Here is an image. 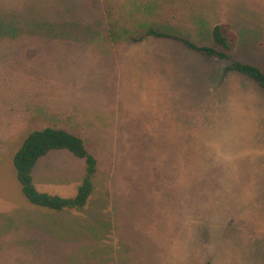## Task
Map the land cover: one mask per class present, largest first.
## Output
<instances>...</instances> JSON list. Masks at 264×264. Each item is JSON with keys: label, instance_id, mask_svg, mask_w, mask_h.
I'll return each mask as SVG.
<instances>
[{"label": "rangeland", "instance_id": "374dc122", "mask_svg": "<svg viewBox=\"0 0 264 264\" xmlns=\"http://www.w3.org/2000/svg\"><path fill=\"white\" fill-rule=\"evenodd\" d=\"M197 1L198 19H186L194 33L186 35L212 44L214 27L228 24L238 37L233 58L264 71V0ZM153 2L104 0L102 8L101 0H0L2 67L25 77L37 66L47 73L26 29L42 36L46 28L85 33L98 25L129 35L124 31L143 26L140 12L153 11L142 5L160 10ZM165 44L151 58L169 54L168 66L144 62V45L133 51L134 45L124 49L122 43L115 50L99 47L109 58L117 54L121 64L97 62L93 51L82 63L85 48L78 46H72L75 57L55 59L59 84L51 87L85 86L78 85L84 96H72L71 103L83 110L89 130L80 132L98 160L94 191L78 217L69 211L64 221H48L50 240H36L43 228L37 222L6 214L0 219V264H264V91L237 72L223 76L225 62ZM132 52L138 62L130 58L127 67ZM39 83V89L47 85ZM87 92L119 97L117 120L105 104L86 105ZM184 175L199 185L196 196L201 209L209 205L202 210L209 221L180 219Z\"/></svg>", "mask_w": 264, "mask_h": 264}, {"label": "crops", "instance_id": "0c3cea01", "mask_svg": "<svg viewBox=\"0 0 264 264\" xmlns=\"http://www.w3.org/2000/svg\"><path fill=\"white\" fill-rule=\"evenodd\" d=\"M179 1H183V3L180 5L178 4ZM167 2L170 4H167ZM103 3L104 0H101L102 8ZM153 3L160 5L161 8L156 11L154 5H142V7L148 8L151 6L153 10H144L140 12L139 15L143 19V25L146 27L157 26L162 29L169 27L174 31H179L184 34L194 33V29L192 28L194 25H187L186 19H198L193 17V12L201 10L200 1L154 0ZM168 12L174 14H168ZM167 17L177 19V22H165L168 20ZM163 19H165V21ZM180 19L184 20V25L181 27L177 26L179 23L182 24V22L179 21ZM26 30H31L30 32L26 31V33L32 34L34 47H38L37 49L39 50L37 58L42 65L47 67L48 71L47 73H40L39 67L37 66L38 68H33L31 73H28L26 77L20 74H6L5 67H2L3 61L0 60V172L1 176L4 178L3 184H0V203L7 205H4L3 209L0 210V219H3L6 214H13L15 216L19 215L22 219L21 221L37 222L39 226L43 227L42 229L37 228L39 237L36 240L41 242L42 240H50V227L47 226L48 221H64L69 211L72 212L73 216L74 212L77 213L74 217H78L89 202H87L85 207L80 209L65 208L62 210L46 209L33 205L23 192L14 165L16 153L19 151L28 135L34 131L47 128L64 129L80 136L84 140L80 131L89 130L86 119L80 114L83 110L80 108L73 110L72 106L74 103H71L72 96H82L84 94L78 91V85L82 87L85 86L79 84L78 81V84H76V86L74 85L75 88L74 86L71 87L67 85L65 91L60 90L57 87L58 85L56 87L52 85L51 87L53 82L59 84V80L55 78L56 73H53V65L56 62L55 59L62 60L75 57L78 53L72 50V46H78L80 48H85L84 53L80 52L83 59L82 63L89 60L91 57L86 51H93L96 53L97 62L110 60L113 65L121 64V59L117 57V54L114 55L113 53L111 58H109L102 54L100 49L103 47H114L115 50V45L119 46L120 43H122L124 49L134 45L133 51L136 49V46L144 45L145 51H143L142 58L144 62L152 65L159 64L161 66H168L169 64L172 65V63L168 62L169 54L166 55V53H164L163 55V53H160L157 59L151 58L155 56L154 49L156 46L163 47V45L166 46L165 43L169 45L174 43L178 44V46L169 47L178 49L177 53L182 51L185 53L188 52L186 54H189L191 52L193 53V51L187 49L183 44L175 40L158 39L151 36L146 37L144 39L145 41L134 42L126 40L125 37H123L125 34H121L122 37L114 42L109 34V32H111V27H106L105 29L104 27L99 28L98 25L89 29L84 28V30H86L85 33L81 31L82 28H80V30L72 28H46L44 29L45 34L42 36H36L39 32H37V28ZM139 30L133 33L139 36L141 35V31ZM81 32H83V35H81ZM195 33L197 32L195 31ZM147 39L153 41H146ZM192 39L198 41L195 37ZM262 40H264V38H262ZM260 43L261 41L259 39L258 44ZM0 44L2 46V43ZM85 46H87V48ZM65 47H69V49L65 50ZM99 47L101 48L99 49ZM135 54V52H132L131 55L129 54L130 57L128 56L127 67L131 64L130 58H132L134 63L138 62L135 58ZM33 71L34 73H32ZM39 82L44 84L47 82V85H44L43 89H39ZM87 93L88 95L85 100L86 105L100 107L105 104L113 111L112 118L117 120L118 112L120 111L119 108H117L120 104L119 97H117L116 101H110L108 95L93 97L89 92ZM92 99H98V103L92 102ZM42 100L45 101L43 105H41ZM103 127L104 126H101L100 129ZM83 160L84 159L76 157L68 150L51 151L48 155L39 159L33 169L35 187L39 192L52 196L67 199L76 197L78 189L87 172L86 162ZM66 163H71V167L66 168ZM62 167L66 169L62 171ZM7 173L10 176L9 184L7 182V180H9ZM180 184L182 188L180 219H184L185 221H201L200 219H202V221H209V212L208 214L202 212L206 206H202L203 209H201V200L196 196V191L199 192V185H196L194 179L187 175H184L183 178L181 177ZM206 208H209V205H207Z\"/></svg>", "mask_w": 264, "mask_h": 264}, {"label": "trees", "instance_id": "16d2710c", "mask_svg": "<svg viewBox=\"0 0 264 264\" xmlns=\"http://www.w3.org/2000/svg\"><path fill=\"white\" fill-rule=\"evenodd\" d=\"M139 31H142L139 36H136L130 30L124 31V33L129 35H124L123 37L128 41L134 42L143 41L149 36L158 39L175 40L207 60L225 62L223 76L230 72H237L253 80L264 91V71L257 65L247 64L233 58L238 38L230 25L224 24L214 27L211 37L212 44L197 42L186 34L174 31L169 27L162 29L157 26L146 27L143 25ZM109 34L114 37V42L122 37V33L118 32L117 34L114 31V27H111ZM54 150H68L86 162L87 172L74 198L67 199L41 193L34 185L33 169L39 159ZM14 165L23 192L33 205L53 210L65 208L80 209L85 207L94 191L93 177L97 173L98 160L89 152L80 136L64 129L47 128L34 131L28 135L15 155Z\"/></svg>", "mask_w": 264, "mask_h": 264}]
</instances>
